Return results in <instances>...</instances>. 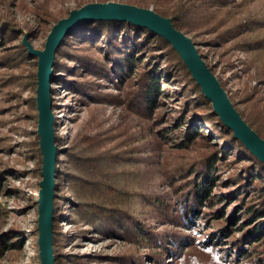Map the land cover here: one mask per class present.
<instances>
[{"label": "trees", "instance_id": "1", "mask_svg": "<svg viewBox=\"0 0 264 264\" xmlns=\"http://www.w3.org/2000/svg\"><path fill=\"white\" fill-rule=\"evenodd\" d=\"M87 1L84 2H91ZM120 2L151 7L156 13L170 17L173 26L184 33L193 28L192 25L212 30L224 26L225 22H233L229 30L224 29L230 32L231 38L243 37L251 51L264 53V17L250 11L251 0ZM222 10L224 17H221ZM86 24L89 29L84 35H77V31L71 35L77 36L80 42L73 45L76 49H66L63 43L67 38L62 39L64 42L55 51L50 84L57 81L66 84L73 90V96L78 94L76 99L84 104L96 101L122 107L141 117L150 130L155 124L152 129L155 134L148 141L150 148L178 152L200 144L204 148L190 162L166 173L164 183H170L168 191L155 192L150 188L136 191L123 176L125 170L120 160L124 156L119 157V153L125 151L101 149V145L95 153L83 151L90 141L88 138L83 140L82 147L62 144L56 131L58 117L54 115L56 159L51 221L66 217L58 209L61 197L63 208H69V212L93 230L120 236L134 247L131 253L124 254L126 256L120 255L123 264H264V163L223 124L169 42L127 21L93 20ZM6 35L9 38L11 30L0 27V52L9 47ZM19 48L22 52L28 51L21 42ZM160 51H164L165 59ZM10 53L0 54V68L12 66L13 59L9 56L14 54ZM66 56L74 61L67 63ZM206 65L214 73L212 67ZM176 78L184 80L197 94L195 100L185 98L183 88L167 94L166 85ZM217 79L224 88L222 81ZM109 83L117 93L103 90L104 84ZM224 90L245 122L264 139V105L238 110L228 90ZM166 95L179 99L164 107L160 103ZM51 109L55 110L53 96ZM210 116L218 127L212 130L209 127L213 125L208 124L209 131L197 118L207 124ZM214 136L242 149L256 165L250 169L249 166L241 168L243 162H239L241 169L235 171L238 174L232 173L222 182L224 175L218 173L229 160L225 161V151L212 148ZM168 175L172 178L167 182ZM3 180L7 178L0 172V187ZM0 196L5 197L2 191ZM202 208L206 209L202 211ZM53 222L52 234L56 232ZM19 236L12 229L0 231V264H10L7 253L21 247L23 239ZM56 240L59 238L52 235V245ZM54 260H57L55 255Z\"/></svg>", "mask_w": 264, "mask_h": 264}, {"label": "rangeland", "instance_id": "2", "mask_svg": "<svg viewBox=\"0 0 264 264\" xmlns=\"http://www.w3.org/2000/svg\"><path fill=\"white\" fill-rule=\"evenodd\" d=\"M84 1L86 0H0V27L11 30V36L8 38L6 35L8 41L6 45L9 47L3 52L14 54L9 56L13 59L12 66L0 68V172L7 178V181H2L4 184L0 187V191L5 195L0 196L2 227L0 231L15 230L21 235L19 238L23 239L21 247L7 253L10 255L7 256L10 264H39L36 200L38 182L41 180V153L39 145H36L38 136L35 131L37 58L30 56L28 51L22 52L19 44L21 42L26 45V41L31 47L42 49L52 25L58 19L66 17L70 9L77 8L82 2L85 3ZM249 5L252 13L264 17V0H251ZM221 17H224L223 10ZM242 17H245V14ZM231 23L233 22L229 24L225 22L224 26L219 28L217 26L212 30H208L210 27L192 25L193 28H189L185 34L194 41L198 53L203 56L202 59L212 67L216 77L222 81L224 88L236 103V108L247 111L250 107L264 105V53L251 51L243 37L231 38L230 32L224 30L225 28L229 30L233 25ZM86 25L88 24L76 26L63 37L67 38L66 42L61 40L60 45L64 42L66 49H76L73 45L80 42L77 36L71 35L74 31H77V35H84L89 29ZM4 42L5 40L3 44ZM159 54L165 59L164 51H160ZM64 61L73 62L74 58L66 56ZM104 85L103 90L117 93V89L110 83ZM166 87L169 89L167 94H172L174 89L180 92L183 88L185 98L192 101L197 98V94H194L180 78L173 79ZM50 89H52L50 98L53 96L55 103L53 115L58 117L56 131L61 143L65 145L73 143L82 147L85 145L83 140L88 138L90 141L83 151L95 153L99 151V145L101 149L115 148L118 153L125 151L119 153V157L124 156L120 160L125 170L123 176L136 191H145L146 188L155 192L168 191L170 187L168 179L172 176L168 175L166 177L168 183H164L166 173L190 162L199 154L200 149L204 148L201 144L191 146L183 152L169 148H150L148 141L155 134L152 131L155 124L150 130L148 125H144L141 117L117 105L96 101L84 104L76 99L78 94L73 96L75 95L72 93L73 90L59 81L50 84ZM245 97L249 100L247 101ZM177 99L178 96L166 95L160 105L164 107L166 104L171 105L176 103ZM209 120L211 122L207 121L206 124L197 118L198 123L202 127L206 125L208 130L218 127L212 117ZM208 124L213 126L208 128ZM209 131L207 133H212ZM215 147H219L218 152L225 151V161L229 160L227 166H223V170L218 173L224 175L222 182L224 178L228 180L232 173L238 174L235 172L237 169L248 166L250 169L256 165L242 149L223 141L222 138L214 136L212 148ZM207 148L209 150L208 146ZM239 162H243V167ZM162 181L164 184H161ZM62 192H65V195L69 194L68 191ZM59 200L58 209L62 210V215L66 217H57L54 222L51 221L56 230L52 235L59 238L52 245L57 259L54 260L56 264H123L120 255L126 256L124 254L131 253L134 247L120 236L113 237L96 232L90 225L78 219V216L69 212V208H63L64 199L59 197ZM151 222L153 223V220Z\"/></svg>", "mask_w": 264, "mask_h": 264}, {"label": "water", "instance_id": "3", "mask_svg": "<svg viewBox=\"0 0 264 264\" xmlns=\"http://www.w3.org/2000/svg\"><path fill=\"white\" fill-rule=\"evenodd\" d=\"M93 20L127 21L135 26L144 27L169 42L180 55L203 95L211 101L214 112L223 124L233 131L234 136L250 153L264 163V139L252 130L241 117L216 75L198 53L194 42L173 26L170 17H164L149 7L144 8L118 1H93L72 8L66 17L58 19L52 25L42 49H35L25 41L28 52L37 58L36 133L39 137L41 153V180L36 200L39 264H55L51 220L56 146L54 143V115L50 98V79L55 51L66 34L76 26ZM23 40H25V35Z\"/></svg>", "mask_w": 264, "mask_h": 264}]
</instances>
